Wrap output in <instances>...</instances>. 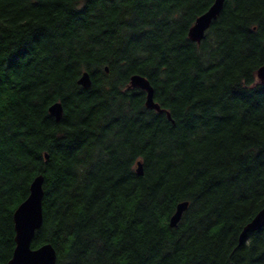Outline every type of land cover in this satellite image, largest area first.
Here are the masks:
<instances>
[{"label":"trees","instance_id":"obj_1","mask_svg":"<svg viewBox=\"0 0 264 264\" xmlns=\"http://www.w3.org/2000/svg\"><path fill=\"white\" fill-rule=\"evenodd\" d=\"M213 2L0 0V264L39 174L32 247L57 264H264V226L239 241L264 208V0H224L192 41Z\"/></svg>","mask_w":264,"mask_h":264},{"label":"water","instance_id":"obj_2","mask_svg":"<svg viewBox=\"0 0 264 264\" xmlns=\"http://www.w3.org/2000/svg\"><path fill=\"white\" fill-rule=\"evenodd\" d=\"M224 6V0H214L213 4L200 16L197 17L195 23L190 27L188 35L192 41L200 43L206 31L212 22L219 16ZM257 78L264 83V65L257 72ZM79 84L85 88H89L92 84L91 74L85 71L79 79ZM130 86L141 88L146 92V106L159 112L165 110L156 102L154 98V88L148 78L141 74H133L130 78ZM50 114L60 121L63 117L64 108L60 101L54 102L49 107ZM168 117L170 113L167 111ZM46 154V158H48ZM137 171L143 175V164L139 161ZM44 175H37L31 183L30 193L28 197L22 201L14 211L15 224V241L16 246L12 257L7 264H57V252L52 243H45L37 248L32 247V242L43 224V199ZM188 207V201H183L177 205L174 214L170 218V225L177 226L182 218L184 211ZM264 226V208H262L253 219L245 225L240 234V244L247 239L249 233L257 231ZM228 264H235L230 262Z\"/></svg>","mask_w":264,"mask_h":264}]
</instances>
